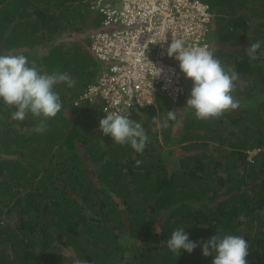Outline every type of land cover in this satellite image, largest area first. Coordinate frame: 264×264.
<instances>
[{"label":"trees","instance_id":"obj_1","mask_svg":"<svg viewBox=\"0 0 264 264\" xmlns=\"http://www.w3.org/2000/svg\"><path fill=\"white\" fill-rule=\"evenodd\" d=\"M200 1L214 14V57L252 89L208 120L186 108L191 80L176 101L158 96L129 117L148 136L138 154L100 132L99 105H75L101 70L86 0H0V55L76 81L54 86L62 109L43 132L0 101V264H212L202 242L214 235L243 237L246 264H264V43L255 60L245 51L264 42V0ZM170 110L176 120L158 127ZM180 227L197 247L177 256L166 241Z\"/></svg>","mask_w":264,"mask_h":264},{"label":"built area","instance_id":"obj_2","mask_svg":"<svg viewBox=\"0 0 264 264\" xmlns=\"http://www.w3.org/2000/svg\"><path fill=\"white\" fill-rule=\"evenodd\" d=\"M99 17L90 33V49L101 63L97 79L75 105H99L102 114L131 117L156 103L158 96L176 101L185 93V77L167 49L182 38L187 48L213 52L214 14L200 0H86ZM214 54V53H213Z\"/></svg>","mask_w":264,"mask_h":264},{"label":"clouds","instance_id":"obj_3","mask_svg":"<svg viewBox=\"0 0 264 264\" xmlns=\"http://www.w3.org/2000/svg\"><path fill=\"white\" fill-rule=\"evenodd\" d=\"M262 43L252 42L245 49L252 60L257 59L256 53ZM167 55L175 56L181 72L192 81L186 108L193 110L197 119L219 118L226 111L240 108L239 100L232 95L239 74L234 70H225L221 61L207 47L187 48L185 41L177 38L171 40ZM60 83L74 87L76 81L67 72H42L35 62L30 64L22 54L0 55V101L15 109L11 114L13 120L22 122L29 114L38 118L36 132H43L46 122L55 118L62 109L60 97L54 91V86ZM176 118V111L170 110L163 123L156 118L153 122L158 127L167 128L168 122ZM99 130L118 145H130L138 154L143 153L148 142L142 124L120 113H109L100 119ZM136 163L139 165L141 161ZM202 243L205 257L215 253L212 264H246L248 244L243 237L226 235L221 238L214 235ZM166 245L179 256L181 249L191 253L197 247V242L190 241L184 227H180L172 231Z\"/></svg>","mask_w":264,"mask_h":264},{"label":"rangeland","instance_id":"obj_4","mask_svg":"<svg viewBox=\"0 0 264 264\" xmlns=\"http://www.w3.org/2000/svg\"><path fill=\"white\" fill-rule=\"evenodd\" d=\"M253 2H254V4H257L258 3V1L259 0H252ZM250 3H252V2H250ZM252 5L253 4H248V10H244V12L248 15V16H251V17H253V12L251 11V7H252ZM212 37H213V34H212ZM214 38V37H213ZM212 38V39H213ZM216 39V38H215ZM219 40V41H218ZM216 41H217V43H218V46H220L221 47V45H223V43L220 41V38H218L217 37V39H216ZM233 60V59H232ZM232 62V61H231ZM229 66H234V65H232V63H230L229 64ZM251 86H253L252 85V81H249L247 78L246 79H244V78H242V79H238L237 81H236V87H235V89L236 90H240V92L242 93V92H247V90H249V89H252V87ZM259 88H261V87H259ZM258 153V151H253V152H250L249 153V156H250V159H252V157L255 155V154H257ZM14 221H15V219H14V217H11L10 218V223H14Z\"/></svg>","mask_w":264,"mask_h":264}]
</instances>
